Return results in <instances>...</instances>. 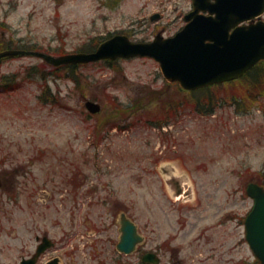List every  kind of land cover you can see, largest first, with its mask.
I'll return each mask as SVG.
<instances>
[{"label": "rangeland", "instance_id": "obj_1", "mask_svg": "<svg viewBox=\"0 0 264 264\" xmlns=\"http://www.w3.org/2000/svg\"><path fill=\"white\" fill-rule=\"evenodd\" d=\"M190 9L191 0H0V48L58 55L94 47L121 32L132 42H147L161 28L165 37L181 29ZM156 13L160 18L151 21ZM31 66L37 70L30 71ZM50 70L31 56L8 59L0 68L5 83H18V88L4 90L0 82V264H18L34 249V227L40 220L36 198L29 201L20 194L44 189L56 194L47 211L53 221L47 235L58 241L63 237L59 195L68 193L63 183L76 179L74 174L95 187L101 184L100 194L114 193L138 226L144 242L127 257L134 264L152 238L155 245L165 235L179 233L173 242L181 246L183 239L213 225L218 255L203 262L212 247L204 245L194 264L254 261L249 247L240 245L242 227L229 217L250 211L249 183L264 187V95H250L241 82L212 88L207 94L213 92V112L207 114L195 105V97L202 95L167 83L149 58L87 64L72 76ZM149 98L158 99L148 103ZM86 100L98 103L100 112L88 114ZM139 101L143 106L136 105ZM174 101L184 104L178 118L166 124L171 128L163 131L155 123L173 113ZM164 105L169 106L166 113ZM178 189L190 195L185 208L174 199ZM106 212L95 206L88 213L95 218ZM84 256L91 260L87 264L95 263Z\"/></svg>", "mask_w": 264, "mask_h": 264}, {"label": "water", "instance_id": "obj_2", "mask_svg": "<svg viewBox=\"0 0 264 264\" xmlns=\"http://www.w3.org/2000/svg\"><path fill=\"white\" fill-rule=\"evenodd\" d=\"M264 12V0H192V10L185 15L186 25L173 37L157 34L151 42L133 43L124 35H114L90 53H74L53 57L21 50L0 52L2 58L33 55L51 65L84 64L117 58L150 57L159 63L163 77L177 82L184 90H195L241 77L255 64L264 60V21L252 22ZM156 16L151 19H155ZM251 21L248 25H239ZM90 113L97 103L86 101ZM253 207L245 219L246 240L255 257L264 264V190L254 183L246 188ZM45 240V239H44ZM142 237L136 226L123 219L117 249L129 254ZM46 245H41L33 259L21 264H34ZM145 254L142 262H148ZM48 264H57L56 260Z\"/></svg>", "mask_w": 264, "mask_h": 264}, {"label": "flooded vegetation", "instance_id": "obj_3", "mask_svg": "<svg viewBox=\"0 0 264 264\" xmlns=\"http://www.w3.org/2000/svg\"><path fill=\"white\" fill-rule=\"evenodd\" d=\"M157 15L160 18V15ZM160 30L165 32L164 28ZM155 31L157 30L155 29ZM63 184L68 186V193L59 195L61 198L59 200L62 201L61 205L64 208L65 214V228L62 226L60 227L63 237L60 238L59 241L52 240L47 235L53 227V221L47 218V216H49L47 211H52V201L56 199L57 195L47 192V189H44L43 192L38 194H20L22 198L25 196L29 197V201H31L33 197L36 198V215L40 220L34 227L33 252L29 255L21 256L19 261L34 256L42 239L46 237L50 240L49 243H51V247L36 258L35 264H45L52 259H57L59 264H87L91 260H87L84 256L85 254L93 258L95 261L94 264H134L128 261L125 255L116 251V244L120 237L122 214H124L125 218L128 220H132L127 216L126 212L122 210L119 200L114 199L115 194H100L98 193V189L103 186L97 184V187H95L96 185L93 183L89 184L85 179L77 180L70 178L65 180ZM190 201V199H184L177 204L185 208ZM234 201L237 202L238 199L234 198ZM22 206H24L23 203ZM95 206L104 208L105 210L107 209V212L104 215H96L94 218L90 216L88 212ZM248 212L249 211H246L245 215L241 216L232 213L229 217L236 220L239 226L242 227L243 237L240 239V245L243 243L247 245L245 240L244 219L248 215ZM41 220L42 222L40 223ZM216 229V225L205 226L199 230L197 235L192 239L186 241L183 239L180 243L181 246H177L173 242L176 238L181 236L179 233L176 237L173 236L175 233L173 235L167 234L155 245H153V238L150 239L149 247L144 253L155 254L156 258H153V260H151L152 262L148 264H194L201 250L200 247L204 248V245L212 247L205 252L201 260L207 263L213 261L218 255L216 253V247L213 245L216 241ZM183 234L186 235L187 232ZM84 248L86 249L85 253ZM52 249L55 250L50 256L48 252ZM79 252L83 253V258L79 256ZM61 255L65 257V263H62ZM221 256L222 255H219V257ZM153 261H155V263ZM246 263L247 262H243V264Z\"/></svg>", "mask_w": 264, "mask_h": 264}, {"label": "trees", "instance_id": "obj_4", "mask_svg": "<svg viewBox=\"0 0 264 264\" xmlns=\"http://www.w3.org/2000/svg\"><path fill=\"white\" fill-rule=\"evenodd\" d=\"M3 49L2 47L0 48V50ZM109 66L113 63L111 62H106ZM30 71L31 69L33 70H37V68L35 67H29L28 68ZM41 69H39L38 71H40ZM60 69H53L51 72H56ZM62 70H65L69 76H72L73 73L76 72L77 70V67L76 66H71V67H64V69ZM40 72H43V71H40ZM32 74H36V76H40V73H37L35 71L32 72ZM74 79V78H73ZM3 80H4V76H3ZM4 82V89L6 90H14L18 87V83H13V81H10L9 83H5ZM8 82V81H6ZM237 82H241V83H246V86H248V93L251 95H254V94H257L258 96H262L264 95V62L256 65L252 70H250L246 76H244L242 79L238 80ZM231 84V83H230ZM228 84V85H230ZM216 89H220V88H217V87H214ZM210 88H206L200 92H203V91H207L209 90ZM257 93H255V92ZM252 92V93H251ZM213 92H209L208 94H205L199 98L196 99V103L195 105L199 108V109H205L207 112L206 113H210V109H212V106H213V96H212ZM219 100H223L222 98L219 99ZM238 100H235V102H237ZM177 107V106H175ZM210 108V109H209ZM258 264V262H257Z\"/></svg>", "mask_w": 264, "mask_h": 264}]
</instances>
